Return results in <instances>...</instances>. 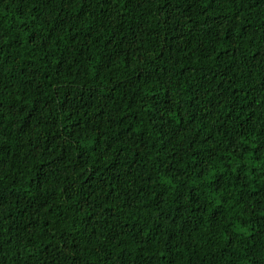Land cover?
Instances as JSON below:
<instances>
[{
    "label": "trees",
    "instance_id": "16d2710c",
    "mask_svg": "<svg viewBox=\"0 0 264 264\" xmlns=\"http://www.w3.org/2000/svg\"><path fill=\"white\" fill-rule=\"evenodd\" d=\"M0 264H264V0H0Z\"/></svg>",
    "mask_w": 264,
    "mask_h": 264
}]
</instances>
